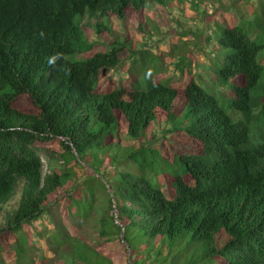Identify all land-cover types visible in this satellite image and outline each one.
Instances as JSON below:
<instances>
[{
    "label": "trees",
    "instance_id": "1",
    "mask_svg": "<svg viewBox=\"0 0 264 264\" xmlns=\"http://www.w3.org/2000/svg\"><path fill=\"white\" fill-rule=\"evenodd\" d=\"M166 2L0 0V258L9 239L23 258L24 226L47 215L58 243L49 251L64 264H129V254L131 264H264V136H251L264 119V44L241 24L216 25L206 38L214 57L195 67L207 66L229 86V107L242 114L232 118L198 83L188 57L174 63L179 87L156 82L162 70L150 72L151 64L162 60L128 48V39L101 25L141 19ZM256 25L264 36V21ZM90 29L109 51L93 53ZM126 51L144 85L101 93L103 75ZM53 141L59 154L44 150L64 166L43 175L39 145ZM87 167L93 171L85 177L76 173ZM69 183L64 216L51 212L52 198ZM93 185L108 196L95 245L67 230L72 219L91 218ZM81 190L90 197L75 196Z\"/></svg>",
    "mask_w": 264,
    "mask_h": 264
},
{
    "label": "rangeland",
    "instance_id": "2",
    "mask_svg": "<svg viewBox=\"0 0 264 264\" xmlns=\"http://www.w3.org/2000/svg\"><path fill=\"white\" fill-rule=\"evenodd\" d=\"M166 5L148 7L145 14L139 16L141 19L132 17L127 23H123V21L116 18L112 21H101V25L111 29L110 32L107 31L108 35H115L121 40L128 39V48H135L144 55H147V52H151L162 60V62L157 61L151 64L150 72L154 73L155 67H160L162 70L157 75L153 74L156 82L167 81L169 85L179 87V72L174 63L179 62L180 57H188L186 62L191 64L192 72L198 75V83L218 100L220 106L229 116L232 118L241 117V113L229 107L228 98L233 96L229 86L218 82L213 72L204 70V67L207 66L197 68L195 65L199 61L204 62L214 57L211 47L205 44L208 42L210 44V41H206V38L208 34L214 33L217 28L216 25L231 27L241 24L252 38L264 44V36L260 34L261 28L258 25H256L257 28L254 26L256 20H259V22L261 20L264 21L259 0H167ZM229 7L232 10H228ZM141 21L143 24L139 27ZM89 22V20H83V24ZM131 22L134 25L130 24ZM95 23L92 21V24ZM87 38L94 45L93 53L98 51L107 52L111 48V46L107 45L106 40L96 36L91 29L87 31ZM202 47L204 48L201 52L203 54H199L197 50ZM91 54H82L78 58H84ZM129 55L128 51L124 52L123 57L125 60L116 69L103 75L100 85H98V90L101 93H107L119 87H130L133 89V86L140 88L144 85L142 68L138 60L133 59L134 57ZM78 58L69 57V60H81ZM261 63L264 64V61L262 60ZM173 72L174 74H172ZM262 82L264 83V77ZM257 112V110H254V114H257ZM262 135L264 136L263 118L254 123L251 130L253 141L255 137ZM123 143L124 145L134 144V142L128 141ZM39 148L42 149L40 156L43 161V175L55 170H62L63 162L52 159L46 153V150H50L53 154H59L60 145L57 141L40 144ZM87 170L93 171L88 167L86 170L77 168L76 173L85 177L88 175ZM94 175L100 177L97 173H94ZM97 182L101 185L99 181ZM70 189L71 183L66 185V190L61 195L52 198L51 212L59 215L63 214L64 216L68 209L67 206L70 204L69 198L74 193V191L69 192ZM93 189L97 191V194L94 211L89 215V218L90 216L91 218L82 220L78 216L77 220L73 221L72 219L69 223L66 222L67 230L71 235H79L91 245H95L99 238L98 220L104 211L103 206L108 204L107 192L101 189L100 186ZM76 192L75 196L81 194L84 199L90 197V193L86 190ZM165 194L167 197H171L167 191H165ZM22 233L26 241L24 244L26 252L23 258L21 257L19 260L18 255L15 253V239H9V245L3 250L0 264L65 263L57 253H50L49 251L50 247L54 251L58 250V243L52 239L54 235L53 224L49 222L47 215L32 222L30 225H25ZM127 253H129V250ZM119 256H124L123 250L119 252ZM128 259L129 264H131L130 254Z\"/></svg>",
    "mask_w": 264,
    "mask_h": 264
},
{
    "label": "clouds",
    "instance_id": "3",
    "mask_svg": "<svg viewBox=\"0 0 264 264\" xmlns=\"http://www.w3.org/2000/svg\"><path fill=\"white\" fill-rule=\"evenodd\" d=\"M40 36H41V38H43L44 37V33L41 32ZM59 58H60V56L56 55V56H53V57L49 58L47 62H48L49 65H54L56 63V60L59 59Z\"/></svg>",
    "mask_w": 264,
    "mask_h": 264
},
{
    "label": "water",
    "instance_id": "4",
    "mask_svg": "<svg viewBox=\"0 0 264 264\" xmlns=\"http://www.w3.org/2000/svg\"><path fill=\"white\" fill-rule=\"evenodd\" d=\"M109 190H110V193L112 194L113 193V189L109 186ZM122 235H123V233H122ZM129 250H130V248H129Z\"/></svg>",
    "mask_w": 264,
    "mask_h": 264
}]
</instances>
